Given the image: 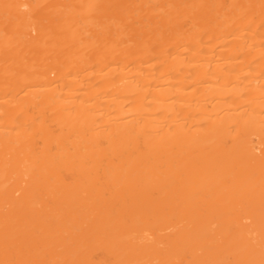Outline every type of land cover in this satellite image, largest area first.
I'll return each instance as SVG.
<instances>
[{
	"label": "bare ground",
	"instance_id": "obj_1",
	"mask_svg": "<svg viewBox=\"0 0 264 264\" xmlns=\"http://www.w3.org/2000/svg\"><path fill=\"white\" fill-rule=\"evenodd\" d=\"M0 264H264V0H0Z\"/></svg>",
	"mask_w": 264,
	"mask_h": 264
}]
</instances>
